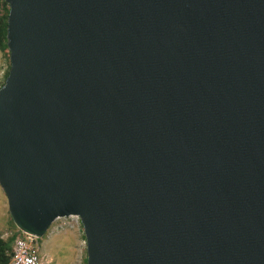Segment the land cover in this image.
Segmentation results:
<instances>
[{
	"label": "water",
	"instance_id": "95a60500",
	"mask_svg": "<svg viewBox=\"0 0 264 264\" xmlns=\"http://www.w3.org/2000/svg\"><path fill=\"white\" fill-rule=\"evenodd\" d=\"M0 188L76 216L85 264H264V0H3Z\"/></svg>",
	"mask_w": 264,
	"mask_h": 264
},
{
	"label": "rangeland",
	"instance_id": "374dc122",
	"mask_svg": "<svg viewBox=\"0 0 264 264\" xmlns=\"http://www.w3.org/2000/svg\"><path fill=\"white\" fill-rule=\"evenodd\" d=\"M6 64V58L0 53V81ZM6 211L5 196L0 188V237L2 239L15 233L11 231L15 229V226L12 222H8ZM52 223L41 237L34 239L39 249L40 264H84L85 245L79 221L73 222V228L49 231Z\"/></svg>",
	"mask_w": 264,
	"mask_h": 264
},
{
	"label": "built area",
	"instance_id": "2783aa9c",
	"mask_svg": "<svg viewBox=\"0 0 264 264\" xmlns=\"http://www.w3.org/2000/svg\"><path fill=\"white\" fill-rule=\"evenodd\" d=\"M77 220L78 218L73 215L56 218L50 226L49 231L52 229L65 230L66 228H73V222ZM10 235L12 236V242L10 245L11 253L8 264H40L39 249L34 243V236L19 230Z\"/></svg>",
	"mask_w": 264,
	"mask_h": 264
},
{
	"label": "trees",
	"instance_id": "16d2710c",
	"mask_svg": "<svg viewBox=\"0 0 264 264\" xmlns=\"http://www.w3.org/2000/svg\"><path fill=\"white\" fill-rule=\"evenodd\" d=\"M6 15H7V6L3 0H0V53L6 58L7 64L5 67V70L3 72L0 85L2 84L7 71L9 67V62H8V52L6 49V43H5V26H6ZM6 214L8 216V222H12L8 212L6 211ZM14 226V225H13ZM15 230L17 231L16 227H14ZM12 242V236L10 235L6 239H2L0 237V264H8L9 259H10V245ZM84 264H85V259H84Z\"/></svg>",
	"mask_w": 264,
	"mask_h": 264
},
{
	"label": "crops",
	"instance_id": "0c3cea01",
	"mask_svg": "<svg viewBox=\"0 0 264 264\" xmlns=\"http://www.w3.org/2000/svg\"><path fill=\"white\" fill-rule=\"evenodd\" d=\"M11 231H12V232H16V230H15V229H12Z\"/></svg>",
	"mask_w": 264,
	"mask_h": 264
}]
</instances>
